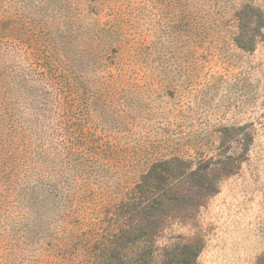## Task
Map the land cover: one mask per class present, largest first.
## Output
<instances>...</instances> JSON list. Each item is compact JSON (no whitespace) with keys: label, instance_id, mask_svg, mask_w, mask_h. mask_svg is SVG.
Listing matches in <instances>:
<instances>
[{"label":"rangeland","instance_id":"374dc122","mask_svg":"<svg viewBox=\"0 0 264 264\" xmlns=\"http://www.w3.org/2000/svg\"><path fill=\"white\" fill-rule=\"evenodd\" d=\"M169 160L158 245L264 264V0H0V264H86Z\"/></svg>","mask_w":264,"mask_h":264},{"label":"trees","instance_id":"16d2710c","mask_svg":"<svg viewBox=\"0 0 264 264\" xmlns=\"http://www.w3.org/2000/svg\"><path fill=\"white\" fill-rule=\"evenodd\" d=\"M163 161L149 170L140 183L116 204L105 236L99 240V254H85L86 264H198L203 246L179 242L159 246V223L169 208L183 203L186 195L178 188L173 164ZM163 166L164 168H161ZM191 170L188 176L197 187L209 189L203 170ZM204 182H201L203 181ZM213 193V188L207 190ZM106 237V238H104ZM104 238V239H103ZM94 259V260H93ZM93 260V262H90Z\"/></svg>","mask_w":264,"mask_h":264}]
</instances>
